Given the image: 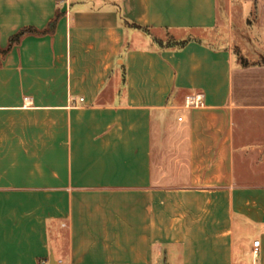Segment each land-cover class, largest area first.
Returning <instances> with one entry per match:
<instances>
[{
    "label": "crops",
    "instance_id": "0c3cea01",
    "mask_svg": "<svg viewBox=\"0 0 264 264\" xmlns=\"http://www.w3.org/2000/svg\"><path fill=\"white\" fill-rule=\"evenodd\" d=\"M0 264H264V0H0Z\"/></svg>",
    "mask_w": 264,
    "mask_h": 264
},
{
    "label": "rangeland",
    "instance_id": "374dc122",
    "mask_svg": "<svg viewBox=\"0 0 264 264\" xmlns=\"http://www.w3.org/2000/svg\"><path fill=\"white\" fill-rule=\"evenodd\" d=\"M239 13L237 11H233V24L236 22V25L238 28H242L243 27V23L241 21V19H237L238 18ZM247 30L250 32L251 27L247 28ZM152 35H154L157 38H161L163 40H167L168 38L171 37V35H175L177 37L179 36H188L189 34H198L199 36H204L208 39H210L211 41L217 42L221 39V37L224 35V33H220V30L218 29H214V30H210V31H206V32H176V31H171V30H150ZM249 35L253 36V33H246V32H242L239 30L234 31L233 33V39L237 42L240 43V45H237L236 47L239 49V51L241 52V54L243 55L244 53H242L243 51L248 54L250 57H255L256 53L253 50V46L252 44H250V38Z\"/></svg>",
    "mask_w": 264,
    "mask_h": 264
},
{
    "label": "trees",
    "instance_id": "16d2710c",
    "mask_svg": "<svg viewBox=\"0 0 264 264\" xmlns=\"http://www.w3.org/2000/svg\"><path fill=\"white\" fill-rule=\"evenodd\" d=\"M142 29H144V31H146L147 33L149 34H152L151 33V29L150 28H147V27H141ZM29 31V29H24L22 31H20L18 34H17V37H20L21 35H23L25 32ZM153 39L162 47H177V48H181L183 47L184 45H186V43L188 41H190L192 38H193V34H189L188 36H184V37H177V36H173L171 35L170 38H168L167 40H163L161 38H157L155 37L154 35H152ZM236 52L238 54V57L239 59L244 63V64H247V61L248 59L241 54V52L239 51V49L236 47Z\"/></svg>",
    "mask_w": 264,
    "mask_h": 264
},
{
    "label": "built area",
    "instance_id": "2783aa9c",
    "mask_svg": "<svg viewBox=\"0 0 264 264\" xmlns=\"http://www.w3.org/2000/svg\"><path fill=\"white\" fill-rule=\"evenodd\" d=\"M83 99H84V98L81 97V100H83ZM259 244H260V240H255V241H254L255 251H258Z\"/></svg>",
    "mask_w": 264,
    "mask_h": 264
}]
</instances>
